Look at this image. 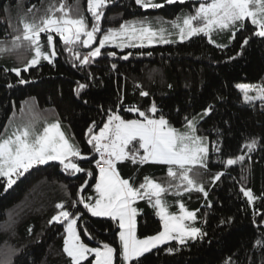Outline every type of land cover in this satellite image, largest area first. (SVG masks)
<instances>
[{
  "label": "trees",
  "instance_id": "trees-1",
  "mask_svg": "<svg viewBox=\"0 0 264 264\" xmlns=\"http://www.w3.org/2000/svg\"><path fill=\"white\" fill-rule=\"evenodd\" d=\"M62 0H0V39L9 41L17 34L21 18H39L52 4ZM73 17L85 16L91 25L87 0H63ZM163 2V0H157ZM199 0H187L185 4L165 5L160 9L143 10L135 0H110L102 18L100 38L108 28H119L124 21L148 17L175 20L193 11ZM35 6L31 12L28 9ZM250 27L237 34L236 40L223 51L209 44L203 36L192 37L183 42L157 44L145 48L105 46L95 63L86 67H73L72 56L55 35L57 55L52 64L41 63L21 76L28 81L19 84L14 72L3 69L23 68L32 53L24 49L0 57V135L10 133L15 126L35 123L37 131L46 124L60 122L72 143L92 159L79 161L80 165L94 172L92 178L85 173L68 175L57 162L36 166L21 177L5 192L0 178V264H69L62 251L63 225H49V219L57 214V203H65L67 210H83L82 205L73 207V201L95 196V159L98 155L87 144V129L95 122L98 133L107 122L108 110L117 112L125 119L138 118L127 111L135 106L147 110L153 102L157 117L163 115L170 124L182 130L184 117H192L207 107L214 106L209 118L199 126V135L209 141H219V154L212 152L209 171L200 169L198 180L208 190L207 201L201 193L192 192L177 197L168 194L170 210L178 212V201L197 212V226L207 232L202 240L188 241L178 245L174 241L160 246L141 258L142 264H264V247H257V240H264V218L253 215L254 210L264 211V105L260 101L245 103L243 93L236 87L240 83L264 85V39L253 37L241 51L242 39L250 36ZM43 50L50 51L44 34L41 36ZM89 49L78 51L83 55ZM114 51L115 57L107 52ZM131 52L128 60L121 57ZM152 55L148 56L147 53ZM143 53V55L141 54ZM237 53H240L237 55ZM235 56V59L229 57ZM116 69L112 70L111 65ZM91 74V78L89 76ZM87 88L77 95V83ZM12 84V87H8ZM171 86V87H169ZM141 90L149 93L140 95ZM122 98V100H121ZM86 101V102H85ZM23 109V111H21ZM7 129V133H5ZM251 138L258 143L251 159L243 164L228 167L226 175L210 185V178L225 169L220 160L236 157L241 145ZM246 151V149H245ZM123 178L136 185L144 176L166 183V167L155 164L133 165L130 161L117 165ZM243 169V171H242ZM88 181L83 193L78 189ZM251 189L257 198L254 205L240 192L241 187ZM211 207H207V203ZM137 235L145 238L162 230L155 210L147 201L135 205ZM207 221L206 223L204 221ZM225 223L221 224L220 221ZM230 221V222H228ZM87 226L95 236L89 240L81 231ZM32 231L29 233L28 229ZM82 239L90 246L109 243L118 249V228L107 218L85 214L78 221ZM173 247L171 254L166 248ZM93 259V258H90ZM114 264H120L119 257Z\"/></svg>",
  "mask_w": 264,
  "mask_h": 264
},
{
  "label": "snow or ice",
  "instance_id": "snow-or-ice-1",
  "mask_svg": "<svg viewBox=\"0 0 264 264\" xmlns=\"http://www.w3.org/2000/svg\"><path fill=\"white\" fill-rule=\"evenodd\" d=\"M110 0H87V11L91 16V25L85 16L73 17L65 2L59 5L52 4L46 13L39 18H21L20 27L15 31L9 41L0 39V57L4 54L18 52L24 49L33 55L23 68L3 69L14 72L19 84L28 83L22 76L41 63V60L53 63L57 53L54 47L53 33L59 37L73 60V67H86L95 63L101 56V50L106 45H112L121 50L125 48H145L156 43L169 44L173 31L183 42L192 37L203 36L209 44L224 50L236 40L237 34L250 27L251 35L242 39L241 51L248 45L253 37L264 39V0H199L194 4L193 11L177 17L171 22L157 20L158 27L153 26L148 17L142 19L124 21L119 28H108L103 32L98 41V46L92 47L97 41V34L102 32L101 21L105 17V9ZM175 3L185 4L186 0H135V4L143 10H155L165 5ZM35 6H31V12ZM171 25L170 31L165 25ZM228 33V43L220 44L213 39V34ZM45 35L50 51L43 50L41 40ZM89 49L83 55L78 48ZM143 55V53H141ZM240 53H237L239 55ZM110 57H115L114 51L107 52ZM132 53L121 57L128 60ZM148 56L152 53L148 52ZM235 59V56L229 57ZM112 70L116 65H111ZM91 78V74H89ZM12 87V84H8ZM85 83H77L75 89L77 95L87 88ZM171 87V86H169ZM236 87L243 93L245 103L260 101L264 105V85L238 84ZM255 92V95H249ZM140 95L147 97L148 92L141 90ZM122 100V98H121ZM86 102V101H85ZM214 106L209 104L202 112L184 117L183 130L172 126L163 115L157 117L158 111L155 102L147 110H140L132 106L127 109L136 113L138 118L125 119L117 112L108 110L107 122L94 132L95 122L87 129V144L98 155L95 159V196L84 197L73 201V207L83 206L91 217L107 218L115 222L118 228V249L109 243H98L97 246H89L81 236V231L89 240H95V236L87 226L78 231V221L86 214L77 208L76 212L66 209L65 203H57V214L53 215L48 223L63 225L62 251L69 258V264H114V258L119 257L120 264H142L141 258L146 253L159 249L160 246L175 242L178 245H186L188 241L202 240L207 232L197 226L196 210H189L182 201H178V213L169 211L166 200L168 194L180 197L184 194L201 193L207 201L208 190L204 183L198 180L200 169L209 171L211 153L219 154V141H209L206 135H199V126L209 118ZM23 111V109H21ZM7 133V129H5ZM257 139L251 138L241 145L240 154L220 160L218 163L225 169L216 172L209 180L210 185L215 186L223 176L226 169L237 164H243L246 159H251L250 153L255 151ZM246 149V151H245ZM92 159L91 156L82 153L80 147L72 143L63 131L60 122L46 124L42 130L37 131L35 123L29 122L15 126L10 134L0 135V178L4 182V191L12 188L17 180L23 177L36 166L49 165L57 162L62 171L68 175L85 173L88 178L94 176L91 169L82 167L79 161ZM143 166L155 164L166 167V183L157 179L144 176L139 185L132 180L123 178L117 165L124 162ZM243 171V169H242ZM88 187V181L78 189L83 193ZM240 192L247 198L249 205H254L257 199L251 189L240 188ZM138 201H147L155 210L159 218L162 230L155 235L145 238L137 236ZM211 207V203H207ZM253 215L264 218V211L254 210ZM207 222L206 220L204 221ZM230 222V221H228ZM221 224L225 221L221 220ZM31 233L32 229H28ZM257 247H264V240L256 241ZM171 254L173 247L165 249ZM93 258V259H90ZM227 264H234L229 258Z\"/></svg>",
  "mask_w": 264,
  "mask_h": 264
},
{
  "label": "rangeland",
  "instance_id": "rangeland-1",
  "mask_svg": "<svg viewBox=\"0 0 264 264\" xmlns=\"http://www.w3.org/2000/svg\"><path fill=\"white\" fill-rule=\"evenodd\" d=\"M187 1V0H186ZM196 1V0H195ZM183 16V15H182ZM182 16H180V17H182ZM150 20H152V22H153V26H155V27H158L159 25L157 24V20L158 19H161V18H157V19H152V18H149ZM163 21H167V22H171V21H173V20H164V19H162ZM166 27H168L169 28V30L170 31H173L172 29H171V25H170V23L169 24H167V25H165ZM228 33H219V34H213V39L217 42V43H220V44H226V43H228ZM53 36H54V47H55V51H56V40H55V35L53 34ZM102 37V36H101ZM100 37V38H101ZM99 37H98V34H97V41H96V43H94L93 45H92V47L94 48V47H96V46H98V41H99V39H100ZM170 39H172L174 42H181V41H179V38H178V36L175 34V32L173 31V35L170 37ZM173 42V43H174ZM157 44H160V43H156V44H154V45H157ZM106 46H112V45H106ZM101 52H102V50H101ZM57 53V52H56ZM240 84H248V85H261V84H251V83H240ZM249 95H255V92H250L249 93ZM61 126V125H60ZM183 130V129H182ZM61 131H63L64 133H65V135L67 136V134H66V132L62 129V127H61ZM9 133L8 134H10V130L8 131ZM68 137V136H67ZM69 138V137H68ZM72 142V141H71ZM83 154H85L84 152H82ZM85 155H87V154H85ZM80 163V162H79ZM18 181V180H17ZM166 198V200H167V202H168V204H169V211L170 212H172L171 210H170V204H171V202H170V199H168V197H165ZM186 206V205H185ZM187 208V207H186ZM188 209V208H187ZM190 210V209H189ZM172 213H174V212H172ZM176 213H178V212H176ZM264 224V223H263ZM79 231V230H78ZM138 236V235H137ZM138 238H140V237H138ZM142 239V238H141ZM90 246V245H89Z\"/></svg>",
  "mask_w": 264,
  "mask_h": 264
},
{
  "label": "built area",
  "instance_id": "built-area-1",
  "mask_svg": "<svg viewBox=\"0 0 264 264\" xmlns=\"http://www.w3.org/2000/svg\"><path fill=\"white\" fill-rule=\"evenodd\" d=\"M99 158V157H98Z\"/></svg>",
  "mask_w": 264,
  "mask_h": 264
}]
</instances>
